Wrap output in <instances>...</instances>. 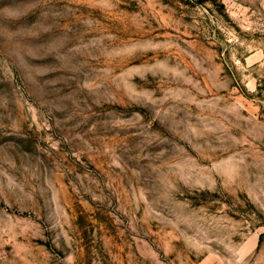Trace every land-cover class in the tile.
<instances>
[{
  "label": "rangeland",
  "instance_id": "1",
  "mask_svg": "<svg viewBox=\"0 0 264 264\" xmlns=\"http://www.w3.org/2000/svg\"><path fill=\"white\" fill-rule=\"evenodd\" d=\"M0 264H264V0H0Z\"/></svg>",
  "mask_w": 264,
  "mask_h": 264
}]
</instances>
